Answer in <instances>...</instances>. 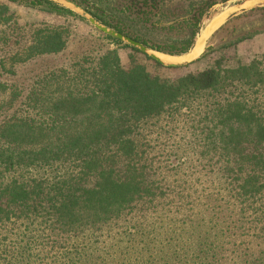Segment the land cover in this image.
Here are the masks:
<instances>
[{
	"label": "trees",
	"instance_id": "1",
	"mask_svg": "<svg viewBox=\"0 0 264 264\" xmlns=\"http://www.w3.org/2000/svg\"><path fill=\"white\" fill-rule=\"evenodd\" d=\"M126 4L137 10L133 0ZM198 25L187 23L167 50L131 38L180 57L194 47ZM106 38L132 52L127 65L116 50L95 57L83 53L43 76L23 103L25 113L16 109L0 122V223L29 222L41 240L64 243L71 251L59 254L64 262L58 264H95L86 259L98 252L111 257L108 247L88 252L87 245L72 241L135 218L128 237H144V245L122 264H264V54L237 67L217 62L170 79L149 69H176ZM67 42L62 27L20 29L9 8L0 5V53L8 56L0 67L6 60L17 65L58 55ZM164 118L181 120L193 151L217 166L220 180L211 200L215 196L213 201L223 205L209 214L211 228H204L213 235L203 231L200 244L188 249L186 232L169 230L172 220L166 219L169 227L158 233L143 230L152 215L172 205L165 176L146 144L149 130ZM194 209L202 216L207 211L205 203L192 205V215ZM42 252L26 263L10 252L0 264H36ZM39 259L37 264H44Z\"/></svg>",
	"mask_w": 264,
	"mask_h": 264
},
{
	"label": "rangeland",
	"instance_id": "2",
	"mask_svg": "<svg viewBox=\"0 0 264 264\" xmlns=\"http://www.w3.org/2000/svg\"><path fill=\"white\" fill-rule=\"evenodd\" d=\"M72 1L112 29H118L130 37L141 38L150 47L164 50L171 46V38L184 34L187 23H199L200 33L196 42L203 34L204 48L195 62L173 71L149 69L170 79L207 70L217 62L229 68L237 67L264 54V3L260 0L246 3L236 15L225 22L223 20L225 13L242 0H229L226 3H223L224 0H162L155 9L141 12L132 9L130 4L128 7L126 0ZM210 4L214 6L208 8ZM0 5L9 8L20 29L27 30L30 26L38 25L62 27L67 30L68 38L66 49L58 55L17 65L6 60L4 66L0 67V122L16 109H22L20 114L25 113L23 110L27 109L23 103L26 102L30 90L38 88L43 76L51 70L71 64L83 53L91 52L90 55L95 57L107 49L116 50L122 65L129 63L128 57L132 55L129 49L108 40L107 36L68 7L39 0H0ZM6 30L8 32V29ZM8 33L11 34V31ZM186 56L177 58L182 62ZM6 57L8 56L0 53V59ZM255 97L254 95L253 98ZM182 128L183 123L180 119L171 122L164 118L156 127L149 130L150 135L147 136L146 144L153 152L151 157L155 167H161L165 176V191L171 196L172 205L165 208L164 212L152 215L147 220L150 227L143 230L146 232L156 230L154 233H158L169 227L166 219L172 220L174 227L169 230L178 232L182 229L186 232L183 244L188 249V245L200 244V240L204 238V228H211V224L208 226L209 214L219 211L223 202L216 204L213 201L215 196L211 200L212 194L215 195L219 189L217 166L202 159L193 151L191 135ZM182 196L184 198L180 202ZM203 203L207 210L205 215L199 214L201 209H194L192 215L189 211L192 205ZM136 219L138 218L130 222L113 223L93 235L80 236L72 242L87 245L86 247L90 248L88 252L95 248H99L100 251L101 248L108 247L111 257L106 254L99 255L98 252L90 254L87 261L93 260L95 264H122L130 258L133 259L134 252L144 245L142 241L144 237H128L129 232L134 233L132 225ZM36 229L35 224L31 225L25 221L12 220L0 223V263L10 252L19 261L25 258L23 263H26L29 257L41 251L43 252L35 258L36 264L41 260L39 258H43L44 264L64 262L59 254L71 250L63 248L64 243L58 245L52 242L53 237L41 240L40 234L34 231ZM206 231L210 236L213 235L212 231L204 232ZM91 238L93 239L90 240ZM29 243L30 246L27 245ZM168 248L165 250L166 253L171 252ZM22 250L25 252L24 257L21 256ZM122 253H128L124 255V261ZM100 256L101 259H97Z\"/></svg>",
	"mask_w": 264,
	"mask_h": 264
},
{
	"label": "water",
	"instance_id": "3",
	"mask_svg": "<svg viewBox=\"0 0 264 264\" xmlns=\"http://www.w3.org/2000/svg\"><path fill=\"white\" fill-rule=\"evenodd\" d=\"M39 1L52 2L55 4H59V5L70 8L72 11H74L79 16H81L86 22H88L92 27H94L99 32L103 33L105 36L110 37L114 40L120 41L122 44L138 50L139 52L143 53L144 55H146L147 57H149L151 60L155 61L156 63L160 64L164 68H168V69L184 68L198 59V58H195L189 61L184 60L182 62H176V63H165L157 56V52H155L154 50H151L150 48L140 44L139 42H136L135 40L104 26L96 18H94L87 10H85L80 5L70 0H39ZM253 1L255 0H242L240 3L234 6L231 10L225 13V16L223 19L224 22L228 21L230 18L236 15V13L239 12L246 3L253 2ZM260 1L264 3V0H260ZM209 37L210 35L207 37V39Z\"/></svg>",
	"mask_w": 264,
	"mask_h": 264
},
{
	"label": "bare ground",
	"instance_id": "4",
	"mask_svg": "<svg viewBox=\"0 0 264 264\" xmlns=\"http://www.w3.org/2000/svg\"><path fill=\"white\" fill-rule=\"evenodd\" d=\"M222 20V19H221ZM220 20V21H221ZM196 44L194 45L193 49L191 50V52L186 56L187 58L185 60L189 61V60H193L195 59L197 56H199V54L202 52L203 48H204V42H203V34L201 35V38H199V40L197 42H195ZM157 56L165 63H176V62H180L179 59L177 57H172V56H168L162 53H157ZM184 60V59H183Z\"/></svg>",
	"mask_w": 264,
	"mask_h": 264
},
{
	"label": "flooded vegetation",
	"instance_id": "5",
	"mask_svg": "<svg viewBox=\"0 0 264 264\" xmlns=\"http://www.w3.org/2000/svg\"><path fill=\"white\" fill-rule=\"evenodd\" d=\"M71 1V0H70ZM162 0H157V1H153V0H133V3L137 6V11L141 12L142 10H153L154 8H151L153 6L156 5V7L158 6V4L161 2ZM74 2V1H72ZM75 3V2H74ZM77 4V3H76ZM95 18V17H94ZM101 23V22H100ZM102 24V23H101ZM104 25V24H103ZM105 26V25H104ZM107 27V26H106ZM109 28V27H108ZM111 29V28H110ZM113 30V29H112ZM115 31V30H114ZM117 32V31H116ZM119 33V32H118ZM121 34V33H120ZM124 35V34H123ZM126 36V35H125ZM129 37V36H127ZM131 38V37H129ZM132 39V38H131ZM156 52V51H155ZM158 53V52H157Z\"/></svg>",
	"mask_w": 264,
	"mask_h": 264
}]
</instances>
